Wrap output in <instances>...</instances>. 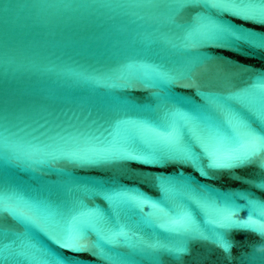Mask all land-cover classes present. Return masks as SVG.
Masks as SVG:
<instances>
[{"label":"snow or ice","instance_id":"snow-or-ice-1","mask_svg":"<svg viewBox=\"0 0 264 264\" xmlns=\"http://www.w3.org/2000/svg\"><path fill=\"white\" fill-rule=\"evenodd\" d=\"M149 3L158 6L153 0H149ZM167 6L170 27L187 42L183 45L184 49L196 51L199 55L186 62L180 72L164 65L139 66L150 69V72L143 73V79L159 82L165 90L162 105L157 111H153L151 107L157 101L149 92L148 85L141 86L136 66L126 65L121 71V77L125 81L119 86L122 92L148 91L149 102L137 104L123 96L109 99L107 110L100 119L102 126L107 124L111 129H105L112 137L111 147H93L83 153L69 152L65 155L70 162L87 161L92 166H100L101 162L112 164L122 161H135L143 165H187L205 177L209 171H230L252 165L264 170V80L224 93L200 92V86L195 83L197 70L209 62V58L200 51L204 47L228 49L248 45L264 49V35L252 36V32L216 18L221 13H231L244 21L264 24V0H172ZM221 36H229L232 41L220 43ZM184 81H188V84L184 85ZM177 83L196 87L203 103L197 104L177 96L171 91ZM113 106L123 110L125 114L132 113L147 119L135 120L126 118V115H117L112 111ZM137 137L147 138L150 156L137 155L134 150L125 146ZM183 180L184 177L173 178V182L165 187V192L178 193ZM190 186L194 188L191 183ZM93 187L105 189L103 198L113 204L132 203L141 209L144 205H149L153 210L152 215L162 221L157 226L165 232L174 233L186 242L194 237H198L196 239L200 241H211L226 255H230L232 246L226 238L229 230L243 229L264 238V202L253 200L246 194H240L238 198L236 194L221 197L210 190H204L199 207L195 208L202 218L198 220L189 210L173 215L161 198L153 200L144 194L108 191L100 184ZM260 187H264V184ZM237 199L246 200V203L239 205L236 203ZM242 209L247 211L246 219L239 216ZM201 223L206 224L209 231H213L214 240H209L200 230ZM22 232L27 233L30 239L21 242L24 250L20 255L30 260L38 259L36 253H53L42 242L43 237L60 249L77 255L89 253L102 261H110L114 258L97 244V240L117 247L121 240L131 241L135 234L131 226L114 224L105 212L88 205H81L70 212L66 201L53 200L49 196L32 197L23 191L5 190L0 196V236L8 238ZM33 240L40 242V246L32 243ZM8 247L5 243L4 249L7 250ZM148 247L157 249L162 246L151 244ZM187 250L183 247L176 249L180 253ZM166 257L170 256L161 254L160 261ZM7 258L4 257L5 260ZM52 258L55 264H65L66 258L55 254Z\"/></svg>","mask_w":264,"mask_h":264},{"label":"water","instance_id":"water-1","mask_svg":"<svg viewBox=\"0 0 264 264\" xmlns=\"http://www.w3.org/2000/svg\"><path fill=\"white\" fill-rule=\"evenodd\" d=\"M247 30L253 33L252 36L264 35V24L250 21ZM241 52L229 91L264 80V49L243 45ZM261 184H264V170L255 165L230 171H209L206 177L198 172L192 186L200 190L191 188L181 211L189 210L198 220L202 219L195 208L199 207L204 190H210L221 197L236 194L238 198L240 194H246L253 200L264 202V187H260ZM236 203L244 205L246 200L237 199ZM239 216L246 219L247 211L242 209ZM200 230L209 240L215 239L213 231H209L206 224L201 223ZM196 238L198 237L186 242L171 233L155 264H264V238L258 234L243 229L229 230L226 238L232 245L230 255H226L211 241ZM180 247L188 249L187 252H177L176 249ZM161 254L170 257L160 261Z\"/></svg>","mask_w":264,"mask_h":264}]
</instances>
